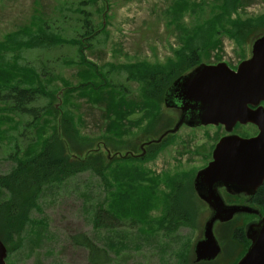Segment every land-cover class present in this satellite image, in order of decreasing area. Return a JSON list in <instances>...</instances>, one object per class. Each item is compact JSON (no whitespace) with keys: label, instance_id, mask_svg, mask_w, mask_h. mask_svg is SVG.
Masks as SVG:
<instances>
[{"label":"rangeland","instance_id":"obj_1","mask_svg":"<svg viewBox=\"0 0 264 264\" xmlns=\"http://www.w3.org/2000/svg\"><path fill=\"white\" fill-rule=\"evenodd\" d=\"M224 1L0 0V90H39L30 107L41 109L34 119L0 103V178L46 144L61 145L77 172L44 186L19 238L0 221V239L11 241L7 264H194V245L211 217L194 180L225 130L183 126L149 160L106 157L137 154L147 138L175 125L158 95L191 69L189 46L199 64L236 69L250 58L264 23L251 35L244 31L248 20L264 18V0H235L228 11ZM232 21L238 36L227 31ZM20 37L22 47L9 43ZM234 133L250 138L259 131L248 124ZM3 190L0 203L9 198ZM178 200L176 211L188 220L169 226ZM100 209L120 221L95 226ZM244 217L215 226L222 254L210 264H238L245 256L251 244L237 243L232 231L257 221ZM85 240L97 251L91 254Z\"/></svg>","mask_w":264,"mask_h":264},{"label":"water","instance_id":"obj_2","mask_svg":"<svg viewBox=\"0 0 264 264\" xmlns=\"http://www.w3.org/2000/svg\"><path fill=\"white\" fill-rule=\"evenodd\" d=\"M163 101L167 109L180 112L179 117L173 114L175 125L158 138H147L140 145L138 155L128 152L119 156L144 159L149 147L161 145L183 126L225 128L227 135L216 145L213 160L194 180L197 196L211 211L203 239L194 245V264H210L222 254L215 226L254 214L251 208L228 205L221 190L254 194L264 183V34L255 41L250 58L237 70L225 62L198 64L173 82ZM238 124H252L259 133L253 138L235 135ZM114 157L109 152L107 158ZM245 235L251 245L238 264H264V216L250 223ZM7 257L8 249L0 239V264H7Z\"/></svg>","mask_w":264,"mask_h":264},{"label":"trees","instance_id":"obj_3","mask_svg":"<svg viewBox=\"0 0 264 264\" xmlns=\"http://www.w3.org/2000/svg\"><path fill=\"white\" fill-rule=\"evenodd\" d=\"M234 1L235 0L224 1L225 3L224 7L227 11L229 7L233 5ZM228 14L229 16H231L229 12ZM223 17L224 15H222L220 18ZM252 21L253 20H248L249 24L248 23L247 24L250 25L249 29L244 31L246 33H249L250 35L255 31V27L258 24L264 23V18H261L253 23ZM231 23L233 26L227 30L228 33L232 36L233 35L238 36L240 32V30H238L237 28L238 23H234L233 21ZM85 29L87 28L85 27ZM219 31L221 30L218 29L215 33L217 34ZM92 32L93 31L90 28V30L87 33L83 34V36L86 37L87 34L90 33L92 34ZM199 35H197L193 39V41ZM22 39L24 38L20 37L19 39L16 40L9 39V43L12 42L13 44L17 43L18 47H22L23 46V43H21ZM52 39L53 36H50L49 40ZM195 51L196 50L192 51L189 46L188 56H184L185 63L188 66L186 70L193 68L199 64L198 52L196 53ZM39 95H40L39 90L21 89L19 87H13L9 92H3L2 90H0V103L10 105L12 111L15 113L21 115H28L29 117L38 119L39 112H41V109L31 108L30 106H32L39 100L40 98ZM163 95L164 93L162 92V94L158 95V97L160 98ZM60 137L61 138L63 137L68 141L69 140L72 141L70 138L67 137V134L64 133L63 131ZM68 141L66 145L68 149L72 150L71 144H69L70 141L69 142ZM167 142L168 141H166L161 146H153L150 150L151 153H149L145 159L146 160L151 159L153 154L156 153L163 146H165ZM60 151H61V145L60 148H58L57 146L54 148L52 145L46 144L44 146V149L39 153V155L33 156L30 159L28 160L26 159V161L19 163L18 166L14 169V171L10 175L0 178V187L9 194V198L4 202L0 203V221L1 222L6 221L8 227L11 228L12 231L14 232L13 235L14 237L17 234L19 238L23 233L25 227L32 222L31 213L34 210H38V197L41 195L44 186L50 183L52 185L60 184L61 182L67 180L68 178H70L71 176L77 173L76 169H74L76 165L69 164L67 159L63 155L64 150H62V152ZM128 158L131 159V157ZM82 162H86V160ZM99 175L103 176V173H100ZM153 183L156 186H160L161 181L153 180ZM180 194L181 193L176 194V197L179 200L181 198ZM179 200L175 202L176 205H173L172 216H169L168 218L169 226L175 225L176 223H184V221L188 220L187 214H179L176 211L180 208ZM254 201L255 203L258 202L259 204H262L264 206V184L259 188ZM101 211L102 209H100L96 215L95 226L101 225L102 222H105L107 225L109 224L110 226H115L120 221L112 211H107V210H104L102 212ZM232 232H233V238L237 243L247 244V246L250 244V242L246 239L244 226H237L233 229ZM4 238L5 239H1V240L4 242V244L8 249V252L10 253L11 241L7 236H5ZM83 244L90 249L91 254L97 251V246L93 244L91 241L85 240Z\"/></svg>","mask_w":264,"mask_h":264},{"label":"flooded vegetation","instance_id":"obj_4","mask_svg":"<svg viewBox=\"0 0 264 264\" xmlns=\"http://www.w3.org/2000/svg\"><path fill=\"white\" fill-rule=\"evenodd\" d=\"M103 1H105V0H103ZM106 7H108V5L106 6ZM106 29V23H104L103 24V27L101 28V30L100 31H103V30H105ZM167 111H169V110H167ZM170 111H173V114L174 113H176L177 114V116L179 117V115H180V112H178V111H176V110H170ZM188 127V126H187ZM210 127V126H209ZM211 127H214V126H211ZM189 128H191V127H189ZM202 128H208V127H202ZM214 128H217V129H219V128H223V127H214ZM192 129H194V128H192ZM199 129V128H198ZM224 130H225V128H223ZM236 129V128H235ZM258 130V129H257ZM181 131V130H180ZM179 131V132H180ZM226 131V130H225ZM179 132L177 133V135L179 134ZM258 135V134H257ZM256 135V136H257ZM256 136H253V137H256ZM253 137H250V138H253ZM218 143H216L215 145H214V147H213V150H212V154H211V158H210V160L207 162V165L205 166V167H207L208 165H209V163L213 160V151H214V149H215V147H216V145H217ZM150 148V147H149ZM149 150L147 149V152H148ZM204 167V168H205ZM203 168V169H204ZM264 184V183H263ZM259 190V189H258ZM258 190L256 191V193H254V194H251V193H249V192H244V193H240V194H238V193H230V192H227L225 189H223V190H221V194H223V198L225 199V201H226V203L228 204V205H236V206H242V207H248V208H251V209H253V212H254V214H251V215H245V219H248V220H246L245 222H248V221H250L249 220V218H251V219H254V220H256V221H260L261 220V218L264 216V206L262 205V204H259L258 202L257 203H255V196H256V194H257V192H258ZM242 217V216H241ZM240 218V217H239ZM244 222V223H245ZM246 236V235H245Z\"/></svg>","mask_w":264,"mask_h":264}]
</instances>
